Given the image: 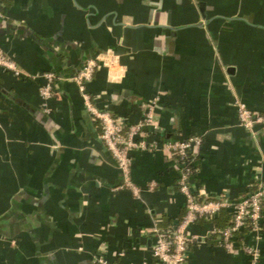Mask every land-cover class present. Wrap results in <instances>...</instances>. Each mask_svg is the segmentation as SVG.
I'll list each match as a JSON object with an SVG mask.
<instances>
[{"label":"crops","instance_id":"obj_1","mask_svg":"<svg viewBox=\"0 0 264 264\" xmlns=\"http://www.w3.org/2000/svg\"><path fill=\"white\" fill-rule=\"evenodd\" d=\"M0 49L21 74L0 68V264H158L154 230L185 213L170 138L203 139L192 188L239 198L264 180V127L241 126L237 102L264 107V0H3ZM111 52L86 91L129 124L150 104L153 149L132 152L136 197L122 183L100 126L70 80ZM57 77L43 100L42 74ZM154 183L151 189L150 184ZM189 226L186 264H249ZM246 242L264 264V221Z\"/></svg>","mask_w":264,"mask_h":264},{"label":"built area","instance_id":"obj_2","mask_svg":"<svg viewBox=\"0 0 264 264\" xmlns=\"http://www.w3.org/2000/svg\"><path fill=\"white\" fill-rule=\"evenodd\" d=\"M111 52L100 53L85 61L83 66L75 72L70 80L74 82L81 93L85 108L100 126V139L111 156L117 163L122 175V183L113 188L114 191L128 189L134 196L139 197L140 190L133 183L132 152L137 150L153 149L156 142L149 141V134L145 129L151 130L156 127L153 121V108L155 102L150 104L141 120L129 124L122 118L116 117L107 109L95 106L91 96L86 91V84L90 82L96 69L101 63L109 67ZM0 68L12 71L15 75L21 74V69L15 60L0 49ZM44 84L39 88V95L47 100L55 94L56 76L52 72L42 74ZM237 113L239 123L252 134L259 127H264V107L261 112L252 110L242 101L237 102ZM203 139L199 135L186 138H170L163 144V149L173 158L179 168L177 186L185 196V213L178 223L171 229L154 230L155 238L152 255L158 264H186L189 246L192 237L189 234V226L198 220L214 221L222 212L232 215L231 225L226 227L214 226L209 232V237L225 248L233 250L236 246L248 258L249 264H258L259 252L249 245L245 240L247 233H259L264 221V180L259 182L255 188L239 198H233L228 193L214 196H205L207 199L199 201L196 191L192 188L193 163L199 155ZM150 184V188L154 187ZM213 197V198H212ZM97 264H123L110 261L104 254L94 256Z\"/></svg>","mask_w":264,"mask_h":264},{"label":"trees","instance_id":"obj_3","mask_svg":"<svg viewBox=\"0 0 264 264\" xmlns=\"http://www.w3.org/2000/svg\"><path fill=\"white\" fill-rule=\"evenodd\" d=\"M3 2V0H0V4ZM4 13V8H0V13ZM254 188L252 187L250 189L253 190ZM197 197H198V200L199 201H204L206 200L207 198L205 196H203L202 194H197ZM213 198V197H212ZM231 218H232V215L228 212H222L213 222H214V226H217V227H226V226H229L231 225ZM174 227V226H173ZM173 227H170L169 229L173 228Z\"/></svg>","mask_w":264,"mask_h":264}]
</instances>
